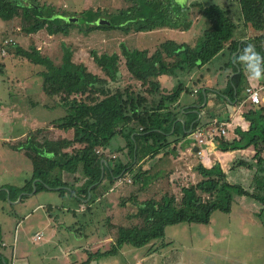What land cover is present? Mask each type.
Wrapping results in <instances>:
<instances>
[{
  "label": "trees",
  "instance_id": "16d2710c",
  "mask_svg": "<svg viewBox=\"0 0 264 264\" xmlns=\"http://www.w3.org/2000/svg\"><path fill=\"white\" fill-rule=\"evenodd\" d=\"M126 1L129 3L127 6L112 12L102 13L99 8L85 9L80 13L84 24L78 25L77 21L67 20L69 15L66 10L39 4L37 0H0V19L8 21L18 17L25 34L36 33L41 29H45L49 35L67 34L69 28L74 26H78L83 33L96 28L120 30L125 34L161 27L187 30L192 25L190 9L207 22L194 45L168 39L148 55L145 49L131 50L121 43L127 72L134 82H141L138 88L132 82L123 86L116 81L120 70V57L116 52L93 54L97 65L105 72L106 79H101L94 73L78 70L70 61L72 53L69 48L64 47L62 64L55 65L34 46L25 49L15 45L13 50L10 47L6 50V44L2 54L16 57L19 71L22 70L28 77L41 76L40 90L45 99L43 103L35 100V107L42 106L52 112L50 122L53 129L70 133L68 138L44 137L41 144L36 143L38 148L36 144L34 148L33 142L27 138V146L21 147L32 162L31 176L13 192L7 189L12 194L9 200L16 199L20 192H25L21 197L28 195L34 187V193L54 190L59 196L69 193L78 199L89 197L87 203H93L97 196H103L113 187L115 177L128 174L131 178L129 185L133 187L131 199L135 203L139 202L137 211L131 213L129 219L140 218L141 222L117 226L110 223V228L116 227V233L114 244L104 252L106 254L116 252L123 245L140 247L154 240L163 241L168 225L181 222L208 224L214 211L230 212L234 202L241 196L260 203L257 217L264 226V103L252 104L244 112L248 127L245 130L236 127L237 137L215 138L220 151L251 147L254 153L251 156L237 153L227 171L219 163L210 167L199 163L194 170L201 179L193 186L181 188L180 202L167 188L162 189L157 184L169 186L168 175L171 170L161 173L156 165L158 161H155L171 156V149L177 147H170L171 140L179 144L186 137L188 127L186 121L183 125L177 119L179 111L165 107V104L173 103L181 92H186V88L179 83L169 93H162L158 76H176L177 71L191 72L210 62L227 43L230 54H233L238 49L234 34L240 27L247 28L252 35L248 45H241L240 50L251 46L259 54V71H263L264 0H231L236 3L240 15L237 21L229 15L230 3L220 6L217 3L203 5L198 1L188 5L178 4L175 0ZM103 15H107L108 23L97 22ZM241 53H235L230 60L235 70L239 71L232 76L227 90L220 91L230 103L244 97L239 96L243 88L241 84L246 80L240 67ZM168 58L172 59L171 63ZM23 62L34 65L35 73L31 72L33 67ZM108 82L110 84L107 87L98 86ZM113 83L118 84L113 86ZM79 96L86 99H80ZM26 98L29 106L33 105L31 96L26 94ZM47 130L37 132L47 135ZM117 139H121L124 144H115ZM18 147L11 146L13 149ZM99 149L101 151L97 152ZM123 150H126L127 161H115L107 154V151ZM101 159H105L107 164L104 165ZM101 165L104 167L100 179ZM63 174L71 177V181L64 180ZM197 188L207 193L208 197L198 195ZM140 192H150L154 197L138 200ZM156 195L160 198L157 199ZM47 206L51 208L53 205ZM0 264H6L4 259L0 258Z\"/></svg>",
  "mask_w": 264,
  "mask_h": 264
},
{
  "label": "rangeland",
  "instance_id": "374dc122",
  "mask_svg": "<svg viewBox=\"0 0 264 264\" xmlns=\"http://www.w3.org/2000/svg\"><path fill=\"white\" fill-rule=\"evenodd\" d=\"M37 1L39 2V4L52 5L57 10H66L68 12L69 17L76 18L78 25L84 24L83 15L80 13L85 9L99 8L102 13H105L115 11L129 4L126 0ZM202 1L210 2V0ZM175 2L182 5L187 3V0H175ZM212 3H218L219 5L223 4V6L227 3H230L229 15L232 20H238L240 15L239 12L236 10V3L234 1L226 0L223 3L220 0H212ZM189 12L190 18L194 20L197 14L193 12V9H190ZM103 16L104 17L102 18L106 19L107 15ZM18 19V17H14L13 19H10L8 21L0 19V103L2 104L1 107H4L3 110L5 111V113L7 114L6 116L8 117H5L4 120V118L2 119V116L0 115V130H2V133L7 136H14V134L20 132L21 130L26 133V135L21 138L17 137L13 140L9 139L5 141L0 140V160L2 159L6 162L2 163L6 164L5 166L0 163L1 219H4L6 217V214L18 211L22 207L19 202H16L19 200V196L24 194L25 192H20L17 195L16 199L9 200V196H11L12 198V194H9L10 192H7V189L9 188L11 189V192H13L15 188L23 186L26 180L29 179L31 176V172L33 169L32 162L25 154L24 148L21 147L27 146V138H29V141L33 142L35 148V144H41L44 137L56 139L61 137L68 138L70 136V133H68L67 131H58L57 129L51 128L53 127V124L50 122L51 120L49 117V113L52 114L51 111L48 112L47 109L42 106L35 107V100L43 103V100L45 99L43 93L40 90L41 76L34 75L32 77H28V75L25 76L22 70L19 71V67L17 66L18 59L16 57H11L6 54H2V51H5V45L7 44L6 50L7 47H10L13 50L15 45H19L25 49H29L30 47L34 46L36 47V49H38L41 55L48 57L55 65L62 64V54L64 47L69 48L72 53L70 61L72 62V64H75L77 66L78 70L83 69L84 71L94 73L101 79H106L105 72L97 65V62L93 58V54L99 55L103 52L111 54L116 52L120 57V61L118 62L120 70L118 71L116 81L121 82V84H124L123 86H126L127 83L130 84V82H132L134 84L133 86L138 88L141 86V82H134V80H132L131 78V75L127 72L125 67V60L121 54V43H124L127 48L131 50L145 49L148 51L147 53L149 55L151 51L155 50H150L148 44L157 37L156 34H144L143 32H131L125 34L120 30H102L99 28H96L89 33H83V30H80L78 26L70 27L67 34L49 35L45 29H41L36 33L25 34L20 27L21 24L19 23ZM204 27L205 25L199 22L195 25L199 36L201 35L202 29ZM239 29L242 34L244 32L242 27H240ZM192 33L193 31H189L188 35H192ZM171 35L172 34H169V36ZM7 42H10L12 44L8 45L9 43ZM160 44L161 42L159 41V44H156L155 49H157ZM15 60L16 65L14 66ZM171 61L172 59L169 60V63H171ZM3 63H5V67L3 66ZM22 64H29L31 68H34V70L31 72H33V74L35 73L34 65L30 64L29 62H23ZM20 67L23 68V66ZM160 79H162V77ZM165 79L166 81L169 80L168 77H166ZM109 84L110 82L106 84L100 83L98 84V86L107 87L109 86ZM116 84L118 83H113V86H115ZM166 84L167 83L165 82L164 84H161V87L164 90H166V88H164L166 87ZM25 93L27 94V96H31L33 105L29 106L27 98L25 100L23 99V97L25 98ZM166 93H169V91H167ZM16 97L20 99V102H23L20 103L15 101ZM79 98L86 99V97L84 96H79ZM35 111L39 114L38 117L41 119L38 121H44V127L37 126L42 125L41 122L39 124L33 123L34 125L29 122L30 117L35 118ZM45 118L46 120H44ZM192 127L190 129H192ZM43 129H49L47 130V135L44 132H37ZM185 139L184 142L187 146V152L189 151L188 154L183 158H179V156L181 155L180 151L182 149L181 144L183 143L181 141L180 144H176L175 140H171L170 147L172 148L173 145L177 146L175 149L172 148L173 150L170 148L172 151H170L171 156L173 157V159H180L181 162L179 168L181 166H187L186 163H190L189 167H196L200 160L194 164L191 162V155L194 154V148H190L191 146L189 145V140ZM117 142H119L118 139L116 140L115 144H117ZM38 144H36L37 148ZM11 146L19 147L17 149H13L11 148ZM241 151L242 152H239L240 155L241 153H244L243 155H252L254 150H252V148L250 147ZM121 153L124 155L122 151H107V154L111 155V159H115V161L117 159H120L119 157ZM233 155L234 154H232V156L227 155V159L220 156L219 158L222 161L218 159L216 161L221 164L223 170L227 171L231 163L230 161H232V159L234 158ZM124 159L128 160L125 155ZM163 160L164 158L161 159L158 163H156V165L161 166ZM175 163L176 160L173 164V172L178 170V163L176 165ZM189 167L183 169L187 170L189 169ZM192 170L195 171L194 168ZM172 175L174 176L170 177V174L168 175V179L170 180V182H168L169 186H165L159 183L157 184L159 186H162V189L167 188V191H169V193L174 194L177 202H180L181 200L182 187L193 186L194 183L201 179V176L198 173L195 174V177L194 175L192 177L191 174L184 171H178L177 174L173 173ZM113 180V187L115 186V188L112 189L111 192L110 190H107V192L105 193H109L106 198L110 196V198L108 199L111 200L112 205V207L110 208L111 210L107 212L106 216L113 217L114 215H116L117 220H119L121 216V222L118 223L119 225L140 223V218L129 219L131 213L136 212L139 206V202L135 203L131 199L133 187L129 185L131 181L130 176L128 174H126L125 176H117ZM33 189L35 188L33 187ZM196 193L198 195H202L203 197H208L207 193H203L198 188L196 189ZM31 196H34L35 201H40L44 203H51L52 201H55L59 198L58 193L56 191L46 190L36 193L31 192L28 195L21 197V201ZM150 197H154L151 195L150 192H140L138 200H144ZM156 198L159 199L160 196L156 195ZM260 206V203L254 201L252 198L241 196L237 198L236 202H234V205L232 206L230 212L227 213L219 210L214 211L211 216V220L208 224L181 222L166 226L165 233L168 234V236H172L174 241H180L183 243L195 242L200 243L202 245L204 244L205 250L202 252L192 250L189 251V258L193 259L195 257L193 260L199 261L202 264H264V226L262 225L261 220L257 217V213H259L260 211ZM25 212L26 211H23V213H18L20 215L24 214ZM29 212H31V210H29ZM126 217L129 219L128 221ZM116 223L117 222H115L113 225L117 226L118 224ZM109 231H113L114 234L112 235V240H114L116 227H111ZM200 233H203L205 235L204 238H201L202 235H200ZM180 249L183 250L185 248L180 247ZM191 253L194 254L191 255Z\"/></svg>",
  "mask_w": 264,
  "mask_h": 264
},
{
  "label": "crops",
  "instance_id": "0c3cea01",
  "mask_svg": "<svg viewBox=\"0 0 264 264\" xmlns=\"http://www.w3.org/2000/svg\"><path fill=\"white\" fill-rule=\"evenodd\" d=\"M194 1L201 2L203 5L212 3V0L210 2L187 0V3L184 5H188ZM220 1L224 3L226 0ZM193 12L197 15L192 20L191 27L187 30L161 27L143 32L144 34L157 35L152 42H149L150 48H148L155 50V46L159 44V41L162 43L168 39L177 43L194 45L196 37L199 36L195 25L199 22L206 26L207 22L201 19L196 11ZM242 29L244 34L241 35L240 29L234 34V41L238 44V49L233 54H230L229 43H227L225 48L215 55L210 62L191 72L179 73L177 71L176 76L168 74L158 76L157 80L162 93L170 92L179 83H182L186 88V92H181L180 96L173 103L165 104V107L179 111L177 119L183 125L185 121L188 122L187 133L193 125L208 126L214 119L227 123L226 137L228 139L237 137L235 132L236 127H241L244 130L247 129L248 121L245 120L243 114L247 109L252 107V104L249 101L242 103V100L245 98L243 91L247 85H263L264 70L259 71L260 65L258 64L256 72L259 75H254L252 68L249 67L250 61L242 58L245 57V50H240L241 45L247 46L249 38L252 36L247 28L242 27ZM189 31H193L192 35H188ZM169 34L172 35L169 36ZM239 51L242 52L240 67L243 69L246 77V80L241 84L243 88L240 90L239 96L243 97L244 95V97L237 102L235 100L233 103H230L221 92L227 90L229 82H232V76L239 71L238 69L235 70V67L230 63L232 56ZM153 52L151 51L149 55ZM251 63L255 66L254 61ZM159 77H162V79ZM166 77L169 80L166 81ZM164 82L167 83L166 87H164L166 90L161 87V84H164ZM24 96L25 98L23 97V99L25 100L26 93ZM261 97V103H264V91ZM15 101L20 102V99L16 97ZM1 106L2 104L0 103V115L5 120L7 114L3 110L4 107ZM49 115L51 114L49 113ZM38 116L39 114L35 111V118L30 117L29 122L39 124L41 121L39 122L38 120L41 119ZM49 117L51 120V116ZM41 123L42 125L37 126L44 127V121ZM0 132V140L2 141L13 140L26 135L23 130L14 134V136H7L2 133V130ZM184 139H180L183 143L181 146L185 144ZM118 144L123 145L124 142L120 139ZM186 147V145L184 148L181 147L179 158H183L188 154L189 151L187 152ZM241 150L243 149L223 152L216 147L212 151H206L203 158H200L193 150L195 155H191V162L194 164L200 160V162H203V165L210 167L218 163L217 159L222 161L219 158L220 156L227 159V155L232 156L234 154V157L237 153L240 154ZM125 152L126 150H123L125 157H127ZM124 155L121 153L119 158L122 161H127L124 159ZM248 156H251V154ZM179 158L173 159L172 156L171 158L170 156L164 157L162 165L158 167V171L164 173L167 170H171L170 177L174 176L172 175L173 173L177 174L178 171H184L195 177L197 172L192 170L194 167H189L190 163H186L187 166L179 168L181 162ZM159 159L157 158L155 161L159 162ZM175 160V165L178 163V170L173 172ZM3 162L6 163L1 159L0 163L2 164ZM2 165L5 166L6 164ZM188 167L189 169L187 170L183 169ZM70 178L68 175L63 174L64 180ZM114 188L115 186L110 189V192ZM108 194L97 196L93 203H87L89 197L78 199L69 193H65L64 196L58 195L59 198L51 203L35 201L34 196L25 198L23 201H21L22 198H19L16 203L19 202L22 207L18 211L6 214L4 219L0 218V258L4 259L6 264H202L199 261L193 260L195 257L193 259L189 258V251L202 252L205 250L204 244L174 241L172 236H168L166 233L163 241L154 240L140 247L123 245L114 253H104L114 244V240H112L114 233L113 231H109L110 223L113 225L115 222H117L116 224L121 222V216L119 220H117L116 215L113 216L114 218L106 216L112 207L111 200L108 199L110 196L106 198ZM48 204L53 206L50 208L47 206ZM23 211L26 212L19 215L18 212L23 213ZM126 219L127 221L129 220L127 217ZM36 232L42 235L39 240L34 238ZM200 235H202L201 238L205 236L203 233H200ZM180 247H184L185 249L181 250Z\"/></svg>",
  "mask_w": 264,
  "mask_h": 264
},
{
  "label": "built area",
  "instance_id": "2783aa9c",
  "mask_svg": "<svg viewBox=\"0 0 264 264\" xmlns=\"http://www.w3.org/2000/svg\"><path fill=\"white\" fill-rule=\"evenodd\" d=\"M8 43V42H7ZM4 52V51H2ZM196 91V90H195ZM264 91L263 85H247L244 88L245 98L242 100V103L245 101H249L250 104H258L261 103L262 93ZM227 132V123L219 122L216 119L212 120V122L208 126L203 125H194L190 132L186 135V140H189L190 148H194L196 154L203 158L206 151H212L216 149L215 138L218 136H226ZM101 150H97L100 152ZM41 233L36 232L34 234V238L39 240L41 238Z\"/></svg>",
  "mask_w": 264,
  "mask_h": 264
},
{
  "label": "clouds",
  "instance_id": "9594fccd",
  "mask_svg": "<svg viewBox=\"0 0 264 264\" xmlns=\"http://www.w3.org/2000/svg\"><path fill=\"white\" fill-rule=\"evenodd\" d=\"M242 58L248 59L250 61L249 67L252 68L253 74L259 75V73L256 72V67H258L260 57L258 53L253 51L251 46H249L245 50V57H242ZM252 61L255 62V66H253V64L251 63Z\"/></svg>",
  "mask_w": 264,
  "mask_h": 264
},
{
  "label": "water",
  "instance_id": "95a60500",
  "mask_svg": "<svg viewBox=\"0 0 264 264\" xmlns=\"http://www.w3.org/2000/svg\"><path fill=\"white\" fill-rule=\"evenodd\" d=\"M67 20L76 21V18H74V17H67ZM97 22L98 23H108V21L106 19H103V18L98 19ZM195 112L198 113L197 110H195ZM101 162L104 163V165L107 164V162L105 161V159H101ZM104 165H101V177H100V179L102 178V175H103V167H104ZM34 191H35V189H32V193ZM19 197H21V195Z\"/></svg>",
  "mask_w": 264,
  "mask_h": 264
}]
</instances>
